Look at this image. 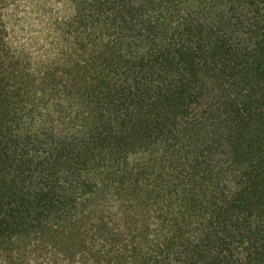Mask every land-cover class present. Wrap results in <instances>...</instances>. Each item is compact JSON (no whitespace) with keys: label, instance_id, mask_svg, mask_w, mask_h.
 I'll return each instance as SVG.
<instances>
[{"label":"trees","instance_id":"16d2710c","mask_svg":"<svg viewBox=\"0 0 264 264\" xmlns=\"http://www.w3.org/2000/svg\"><path fill=\"white\" fill-rule=\"evenodd\" d=\"M0 264H264V0H0Z\"/></svg>","mask_w":264,"mask_h":264}]
</instances>
